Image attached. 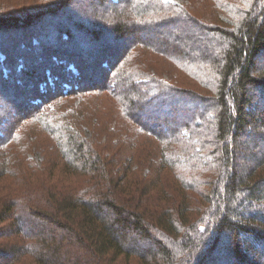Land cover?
<instances>
[{"label":"trees","instance_id":"1","mask_svg":"<svg viewBox=\"0 0 264 264\" xmlns=\"http://www.w3.org/2000/svg\"><path fill=\"white\" fill-rule=\"evenodd\" d=\"M184 1L0 0V264H264V0Z\"/></svg>","mask_w":264,"mask_h":264},{"label":"rangeland","instance_id":"2","mask_svg":"<svg viewBox=\"0 0 264 264\" xmlns=\"http://www.w3.org/2000/svg\"><path fill=\"white\" fill-rule=\"evenodd\" d=\"M8 1H11L10 3L15 8H18L20 6H25V5L28 6V5H31L30 1H32V0H25L24 2H21L19 0H8ZM100 1H103V0H100ZM167 1L175 2V3H186L184 0H167ZM18 2H20L21 4H19ZM98 2H99V0H76V4L74 3V4L70 5V6H68V8L62 10L61 11V14H63V15H66L67 14V15H69L70 14V10L76 8L77 5L79 6V8H85L84 10L90 11L92 8H94L96 6V4ZM203 8L205 9V7H203ZM17 10H20V8H18ZM85 13H86V11H85ZM86 16H88V13H87ZM41 23H45V22L41 19ZM184 28H186V25L177 28L176 31L177 32H182V30ZM173 31L174 30H169L168 32L169 33H172ZM138 32H139V30H138ZM185 32H189V30H186ZM131 34H132L133 37L131 36V37H128L127 39L126 38H120L119 40L116 41V46L114 47L115 51H118V49L120 50L122 48L124 49L125 47L130 46V42H133L134 39H136V38H139V39H144L145 37L148 38L147 36H144V35L138 34V33H137L138 35L136 33H131ZM173 34H175V33H173ZM152 35L153 36H151V39L154 42L159 43V41H161V42L162 41H166L165 37H163V35H161V33L160 34H152ZM176 37H178V35L174 36V38H176ZM103 40H105V38ZM163 77L167 79V76L166 75H164ZM169 78L171 79L172 83H174V84L177 83V84H180V85H182L184 87L195 89L196 91L202 92L204 94H207L208 93V91H206V89H204V90L203 89H200L198 87V85L194 81H192L191 79H189L186 75H184L180 71H177V70L173 71L171 77H169ZM152 109L153 108L152 107H149V106H146V107L143 108V112H146L149 115L151 114L150 115V117H151L150 120L151 121L150 120L149 121L146 120V123H149V124H153V123L159 124V123H162L161 117L157 116L156 113H153L154 111H152ZM263 131L264 130H259L257 133L254 132V134H253L254 137L253 138H255L259 134H260V136L263 135ZM83 133H84V135L86 137H89V133L88 132H83ZM253 138H251V137H248L247 138L246 135H245V133H242L238 137V141H239V143L241 145H247L249 147V146H251V140ZM109 149L112 152H115L116 151V149L113 148V147H109ZM257 152L258 151H255L256 154H257ZM28 157H29L28 159H32V161H33L34 164L36 163L37 166H39L42 163V160H43V153L40 152V151H34V150H32V152L30 154H28ZM152 169H153V171L155 170L154 168H152ZM61 171H62L61 167H56L54 170H52V172L49 174V175H51L50 177L53 179L52 181H55V180L60 179V178H64L65 175ZM159 173H160L161 178L167 184L169 183V184H171V186H172L173 183L176 184V181L173 180L172 176L168 173V171L159 172ZM155 174H156V171H155ZM49 175H46L45 180L48 179V176ZM192 195L193 196H196L194 193H192Z\"/></svg>","mask_w":264,"mask_h":264}]
</instances>
